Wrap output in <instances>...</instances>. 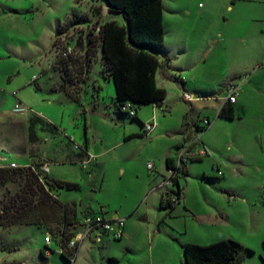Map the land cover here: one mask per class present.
I'll return each instance as SVG.
<instances>
[{"label": "rangeland", "instance_id": "1", "mask_svg": "<svg viewBox=\"0 0 264 264\" xmlns=\"http://www.w3.org/2000/svg\"><path fill=\"white\" fill-rule=\"evenodd\" d=\"M243 4L238 3L230 13L224 0H163L165 46H188L198 54L206 46H214L213 55L196 78L207 88L212 87L205 90L207 93L217 88V92L222 91L225 81L237 74V66L225 62L227 55H234L247 45L242 38V19L237 15L238 6ZM74 15L77 17L72 25L63 27ZM110 21L122 24L121 17L110 13L102 0H0L1 162L13 161L24 167L38 151L49 162L50 178L79 185V190H60L58 194L62 203L77 207L78 217L81 211L105 207L107 215L118 211L126 218V226L130 227L128 237L107 239L105 243L86 240L72 264H169L172 256L183 259L179 243L205 245L217 239L234 240L250 251L244 252L241 264H264V143H259L264 141V127L262 133L258 129V112H264V96L248 92L242 97L241 120L213 119L215 107L226 92L212 101V110L196 106L197 114L191 112L190 118L209 116L213 121L208 132L202 134L213 154L204 156L201 163L190 164L189 176L181 178L184 202L199 219L208 208H215L228 220L223 216L219 218L224 222L203 225L183 216L184 209L179 207L176 213H180V218L175 220L174 227L182 234L181 240H173L171 229L162 226L155 243L154 235L148 232L156 226L160 212L155 198H145L150 174L146 164L151 163L154 171L164 170V155L176 142L174 129L182 110L174 93L166 86L169 101L175 105L173 115L159 113L151 104L136 106L142 121L151 118L153 111L158 114L155 130L145 136L140 120L116 112L113 85L100 77L99 64L92 65V75H85V84L77 85L80 104L51 89L53 84H61V75L54 68L59 66L58 56L64 46L72 49L73 57L82 55L89 46V38L96 36V28ZM251 72L245 68L246 81L254 75ZM93 78L99 79L103 88L102 99L95 106L88 89ZM19 103L25 109L24 117L13 114L19 111L15 110ZM33 115L57 127L43 122L36 126L39 141L35 143L28 135ZM85 143L94 156L89 161L81 156ZM40 156L37 158L41 159ZM213 158L218 160L221 174L215 170ZM22 185L23 179L5 184L0 188V201L21 192ZM133 210H138V214L123 216ZM44 237L31 226L0 228V264H37V248L43 249ZM2 247L11 251H3ZM51 247L48 264H68L60 258L55 242H51Z\"/></svg>", "mask_w": 264, "mask_h": 264}, {"label": "trees", "instance_id": "2", "mask_svg": "<svg viewBox=\"0 0 264 264\" xmlns=\"http://www.w3.org/2000/svg\"><path fill=\"white\" fill-rule=\"evenodd\" d=\"M110 13L118 15L122 24L115 21L106 22L96 28V36L89 38L84 53L67 58L58 56L54 71L60 73L61 84L52 86L53 92H63L72 103L80 104L81 92L78 84H85L86 77L99 54L102 60L101 76L110 80L114 88V106L118 114L129 117L120 109L129 102L132 107L141 104L162 106L166 98L164 89L155 83V74L160 70L163 79L174 82L181 87L180 82L167 74L169 60L164 51L163 0H102ZM76 15L65 22L63 27L69 28ZM53 45H56V40ZM94 45V46H93ZM75 75V76H74ZM84 75V76H83ZM35 81V80H34ZM71 86V87H70ZM74 86V87H73ZM73 87L74 90H70ZM182 88V87H181ZM79 90V91H78ZM74 91V92H73ZM84 115V112L82 111ZM35 117V118H31ZM28 125V135L32 143L38 142L35 128L43 122L38 116H31ZM217 117L233 120L232 108L226 106L220 110ZM144 123L140 122V128ZM49 126V125H47ZM144 135V134H142ZM186 145V144H184ZM184 145L177 148L180 151ZM83 148L81 151H85ZM177 158V156H176ZM176 158H167V169L173 168ZM202 158H194L189 162H200ZM45 162L32 160L36 171L31 168L0 169V188L9 182L23 179L21 192L12 197H4L0 201V228L8 229L14 226H37L45 230L52 240H59L62 247L72 237L76 224L84 215L75 216L74 209L57 199L60 190H79V185L71 182L57 181L49 174H42L39 167ZM178 177L174 180L176 197L181 200L178 179L184 177L186 166L177 168ZM262 204L264 205V183ZM162 209L173 210L171 203L161 200ZM45 236V235H44ZM250 252L238 242L225 239L207 245L188 243L183 245V264H241L244 252ZM60 258L71 264L69 254L61 253ZM41 264L47 262L42 249ZM264 263V260H263Z\"/></svg>", "mask_w": 264, "mask_h": 264}, {"label": "crops", "instance_id": "3", "mask_svg": "<svg viewBox=\"0 0 264 264\" xmlns=\"http://www.w3.org/2000/svg\"><path fill=\"white\" fill-rule=\"evenodd\" d=\"M224 1H225V6H226L225 9L227 12L229 11L230 13H232L234 11V9L238 3H240V2L244 3L242 6H238L237 10H239V11H238L237 15L241 16L242 22L240 23V26L243 29L242 38H243L244 42L245 41L247 42V45L243 49H241L239 51L237 50V53H235L234 55H227V59H226L225 63H227L228 66L233 65V64L236 65L238 71H237V74L232 77V79L230 78V79H227L225 81L226 83L223 87V90L218 91L220 93L217 92L218 88H217V90H214L213 92L212 91L209 93H207V91L205 92V90H208V89L212 90V87L207 88L206 86H208V85H205L204 83H200L196 80L199 73H201V71L203 70V65L206 63L207 59L212 54V51L214 49L213 45L206 46L205 49L203 48L202 52H200L198 54L196 52H193V50L190 49L188 46H174V48H171L170 46H165L163 44L165 55L169 60L168 67H167V74L176 78L180 82L182 88L178 87L174 82L163 79L160 76V70H158L155 74V83H156V86L158 88L164 89L165 92L167 90L166 86L171 89V91L174 93L173 94L174 97H176V99H177L176 103H178L177 105H179L182 112L178 116V127L176 129H174L175 130L174 132L177 133V138H175L176 142L169 149L168 153H166L164 155V159H163L164 160V170L161 169V170H155L154 171V166L152 165V169L150 170V174H148V176H147V184H146V188L144 190V193H146V195H145L146 200H147V197L152 196L153 198H155L158 201V209H159L160 213L156 215V226H154L156 228V230L152 226L149 230L150 232H148V235H150V234L154 235V241L156 240L155 243H157V241L159 240V235L157 233H160L162 231V228H161L162 226L163 227H169V229H171V231L173 233V236H171V237L173 240H175V241L178 240V242L181 240L182 234L181 233L179 234V232H177L175 227H174L175 220H177V218H180V213L179 212L176 213L177 208H179V207L184 209L185 213L183 214V216H186V217L190 216L191 218L196 219L197 223H202L203 225H208V223H212V222H214V223L224 222L223 219L219 218V217L224 218L223 216H225V220H228L227 215H225L223 212H220L218 209H215V208L214 209L208 208L206 210L207 212H203L202 214H200L199 217L201 220L194 213H192L190 209H187V205L184 202V191H183V187L181 184L182 183L181 178L178 179V186H179V189L181 191V196H182V200L180 201V204L171 211H169L168 209H166V210L162 209L160 207L161 200H163V202H165L166 201V194L170 192L169 189L158 188V185L162 182V180L164 179V177L167 174V167L165 164V160L167 158H174L175 159L176 156L178 155V152H179L177 150V148L180 147L181 145L187 144L197 134V123L199 122L200 118L198 116L197 117L194 116V117L190 118L191 112H193V115H195V113L197 111V110L195 111L196 106H200L204 109L211 108V107H209V105L212 104V101L215 100L217 98V96H219L218 94H223L224 92H226L229 84H231L233 82H238L241 84L240 96H239L237 102L231 106H228V107L232 108V110H233L234 119L236 118V119L241 120L244 116L243 110H242L243 106H242L241 99L246 93L256 92L257 94L264 96V66L262 65V62L264 60V0H224ZM222 2H223V0H222ZM162 4H163V2H162ZM162 17H163V13H162ZM163 27H164V25H163ZM218 35L220 36V34H218ZM164 37H165V29H164ZM212 40L213 39H211V41ZM214 41L215 40H213V43H214ZM225 50H226V48H225ZM227 54H228V52H227ZM96 63L99 64V72H100L102 69V60H101L100 55H99V58L96 60V62L93 63V66ZM93 66L90 69V72H89L90 75H92ZM245 68L251 69V71H252L251 73H254L253 76H249V79L247 81L245 79L247 76L244 75ZM100 77L106 83H112L109 79L106 80L101 75H100ZM92 80L93 81L90 82L88 89H91L90 91H92V99L94 102L93 106H95L102 99L101 93L103 91V88L100 85V83L98 82L99 79L93 78ZM161 81H163V82H161ZM165 83H167L168 85H165ZM52 86H54V84ZM112 94H113L112 100H114V88L112 90ZM185 94L192 96L193 101L188 102V101L184 100L183 95H185ZM64 96H65V94H64ZM65 98L69 101V99L66 96H65ZM162 107L164 108V112L162 114L167 113L170 116V115H173L175 113V105L169 101L167 92H166V98L163 102ZM215 108H216V110L213 108V110L216 111V112L214 111L215 113H214L213 119L215 117H216V119H218V117H217L218 104ZM15 110H16V108H15ZM211 110H212V108H211ZM260 112L264 113L263 111H260ZM260 112H258V114H259L258 129H261L259 132L262 133L263 127H264V123L262 122L264 119V115H260ZM13 114L16 115L17 117H19V116L24 117L23 115H25L26 113L24 114V112L21 113L19 111H17V112L14 111ZM157 115L158 114L156 112L154 113V111H153L151 118H149L146 121H142L139 119L138 112H137L136 117L138 120H140L141 123L148 122V121L152 120V118H154L155 122H156ZM35 116H37V115H35ZM38 117L42 118L44 123H46L47 125H50L51 127L57 128L56 125L50 123L49 121L47 122L43 117H41V116H38ZM203 118H208L210 120L209 116H205ZM210 122L213 123L212 120H210ZM212 123H211V125H212ZM209 128L207 130H209ZM141 130H142V128H141ZM165 132H167V131H165ZM167 133H169V132H167ZM202 137H203V135L201 136V143L206 148V150L208 151V153H209L208 156H210V154H213V153L211 152L209 145L206 144L205 142H203ZM240 143H241V141H240ZM259 143H261V146H262L264 141L263 140L259 141ZM84 148L86 149L85 150L86 153L84 151H81L82 152L81 156L83 159H86L88 161V158H92L93 155L88 151L86 143L84 145ZM38 155L40 156L39 152L38 151L35 152L32 159L33 160H39V161H42V162L49 164V162L45 159L46 157L40 156L41 159H39V158H37ZM31 161L32 160L30 159V162ZM202 161H203V158L201 159L200 162H189V164L186 165L187 174L182 178H186L187 176H189L190 164L201 163ZM217 161H216V159L213 158L211 162L214 164L215 170L218 173H221L222 170L220 169ZM49 175H51L50 168H49ZM223 175L224 174L222 173V177H223ZM51 179L57 180L55 178H51ZM57 181H60V180H57ZM58 194H59V192L57 193V199H58ZM243 201H245V200H243ZM70 206L73 207L75 216L78 217L79 210L77 209V207L74 204H72ZM263 207H264V205H263ZM105 209L107 212H109L107 210V208H105ZM85 211H81V212L84 213ZM138 212H139L138 210L129 211V212L125 213L123 216H125V217H127L129 215L134 216V215H137ZM119 214L120 213L118 211H114V212H110L109 216H111L112 218H122L125 220L124 221L123 237L121 238V240H122L125 237H128L130 235V227L126 226V222H127L126 218L120 216ZM141 218H145V221H147L146 216H142ZM31 227L39 229L45 235V230L43 228L37 227V226H31ZM8 229H10V228H8ZM107 239H110V238L107 237L106 235H103V234L97 235L96 234V235L89 236L86 240H89L91 242L94 241L97 243H105ZM220 240H225V239H217V240L212 241V243H214L216 241H220ZM52 242L56 243L55 240H52ZM185 244H188V243H184V244L179 243V248H180L181 253H182V247ZM205 245H207V244H205ZM79 249H78V252H79ZM1 250L4 251V250H7V248L2 247ZM7 251H11V249L7 250ZM40 252H41V248L39 247V248H37V255L39 258L37 261V264L42 263V259L40 258ZM78 252H77V254H78ZM127 252H128V250H127ZM175 256H176V252H175ZM172 257L169 260V264H183V259L181 257H178V259H175V257H173V260H172ZM111 261L114 263L117 262V260H115V259H111ZM48 263L49 262L47 260V262L45 264H48Z\"/></svg>", "mask_w": 264, "mask_h": 264}, {"label": "built area", "instance_id": "4", "mask_svg": "<svg viewBox=\"0 0 264 264\" xmlns=\"http://www.w3.org/2000/svg\"><path fill=\"white\" fill-rule=\"evenodd\" d=\"M72 52V49L69 46H64L59 57L67 58ZM264 65V62L263 64ZM35 80V79H34ZM33 80V81H34ZM240 83H231L227 87L226 95L224 98L218 102V111L226 106H231L235 104L240 96ZM15 95V93H13ZM183 99L191 102L193 101V97L185 94L183 95ZM157 108L159 113L164 112V108L162 106H154ZM16 110L23 113L25 109L22 107V104H16ZM123 113H126L129 117H136L135 108L132 107L131 103L126 102L121 106L120 109ZM156 111V112H157ZM211 126V122L208 118H202L197 123V134L196 136L189 141L184 147L178 152L177 158L173 165V168L167 169V174L162 180V182L158 185L160 189H169V193L166 194V201L170 202L172 207H177L180 204V200L176 197L175 192L177 188L175 186L174 180L178 177L177 168L186 166L191 159L194 158H203L204 156H208L209 153L206 148L201 143L202 134ZM156 127L155 119L145 122L142 126L143 134L149 135ZM77 147V146H75ZM78 148V147H77ZM91 158H88V161ZM148 170L152 169V164L148 163L146 165ZM17 169V168H31L33 171H36L34 165L27 164L24 167L18 166L15 162L2 163L0 162V169ZM40 172L42 174H49V164L43 163L40 167ZM221 174V173H218ZM124 219L122 218H112L107 215V211L104 207H100L97 211L94 210H86L84 215L80 219L79 224H76V230H73L72 237L67 241L64 247L61 246L59 240H56L58 245L57 252L58 254L67 253L69 254V261L74 263L77 252L81 244L91 235H106L112 240H120L123 237L124 230ZM51 242L52 239L48 233L45 234L44 237V247L42 249L43 255L48 259V256L52 253L51 250Z\"/></svg>", "mask_w": 264, "mask_h": 264}, {"label": "water", "instance_id": "5", "mask_svg": "<svg viewBox=\"0 0 264 264\" xmlns=\"http://www.w3.org/2000/svg\"><path fill=\"white\" fill-rule=\"evenodd\" d=\"M3 160V158L0 157V162Z\"/></svg>", "mask_w": 264, "mask_h": 264}]
</instances>
